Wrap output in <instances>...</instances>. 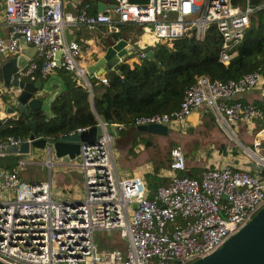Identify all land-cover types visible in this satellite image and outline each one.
Segmentation results:
<instances>
[{"label":"built area","instance_id":"1","mask_svg":"<svg viewBox=\"0 0 264 264\" xmlns=\"http://www.w3.org/2000/svg\"><path fill=\"white\" fill-rule=\"evenodd\" d=\"M100 1L114 6L97 10V0H2L8 36H0V55L17 53L19 38L35 47L34 55L11 75L22 80H33L36 75L46 78L60 67L87 84L77 62L81 44L73 29L102 25L111 33L121 23H132L143 32L140 44L127 41L131 52L136 51V61L146 57L140 49L144 44L172 45L183 37L201 40L212 26L219 38L217 60L225 66L243 38L249 13L264 8V0L254 4L249 0ZM65 29L71 34L68 40ZM262 78L258 69L237 78L198 75L184 90L176 109L132 119L134 124L160 122L180 127L193 108L206 105L232 137V123L243 120L252 127L251 119L262 112L248 102L225 101L236 99ZM9 97L0 86V105ZM101 126L93 143L79 145V160L74 164L82 172L83 194L79 198L52 196L50 157L43 162V179L21 180L16 164L0 170V260L7 264H185L212 251L264 204V152L260 145L264 123L252 136V147L242 146L253 159L241 156L234 164L207 167L199 177L175 174L185 168V153L180 144H173L169 148V179L156 188L153 197L146 195L141 176L117 173L113 134ZM26 138L4 135L0 154L6 146H19ZM17 162L18 167L29 163L18 158ZM95 230L108 236L116 231L125 245L99 247Z\"/></svg>","mask_w":264,"mask_h":264},{"label":"trees","instance_id":"2","mask_svg":"<svg viewBox=\"0 0 264 264\" xmlns=\"http://www.w3.org/2000/svg\"><path fill=\"white\" fill-rule=\"evenodd\" d=\"M122 36L121 33L112 34V38ZM218 45L219 38L212 26L206 30L201 40L183 37L175 40L172 45L154 42L150 45L153 59L145 57L141 61H134L131 66L121 62L119 74L110 69L103 72L99 78L104 77L106 81L100 83L102 90L93 97L91 105L85 86L78 83L73 74L66 75L65 89L51 102L50 116L37 109L32 112L31 118L25 113L18 114L16 118H6L0 124V138L8 134L27 137L33 128L32 119L35 120L38 136L55 137L67 134L78 127L93 126L97 123V115L101 114L106 122L116 124V133L113 134L112 140L115 147L130 151L138 140L145 146H153L155 143L149 140L152 133L137 130L132 119L134 115L176 109L184 90L198 75L227 79L237 78L243 73L258 69L264 76V8L249 13L243 38L225 66L217 60ZM56 68L66 71L60 67ZM123 79L129 84L126 85ZM235 100L246 102L240 97L225 102L231 103ZM250 104L262 112V115L251 119L253 125L249 132L253 136L264 123V101L254 100ZM203 106L204 113L210 116L209 108ZM245 124L246 121L241 123V130L246 133ZM142 134L145 137H140ZM171 144L169 141L164 145L168 147L156 159L152 171L143 174L148 197H153L156 188L164 185L169 179L168 176H160L157 170L167 165ZM260 144L264 152V139H260ZM194 149L189 150L190 153ZM11 167L12 165L8 169ZM175 174L199 177L186 168L175 170Z\"/></svg>","mask_w":264,"mask_h":264},{"label":"water","instance_id":"3","mask_svg":"<svg viewBox=\"0 0 264 264\" xmlns=\"http://www.w3.org/2000/svg\"><path fill=\"white\" fill-rule=\"evenodd\" d=\"M144 2L146 0H129ZM254 4L256 0H249ZM97 10L104 6L113 7V3H104L97 0ZM113 17L116 12L111 10ZM65 39H70V32L64 30ZM91 54L87 56L89 63L83 67L87 76L99 75L104 68L120 73V57L131 53L132 49L127 39L124 37L110 38L104 44L95 43ZM145 52L146 57L153 59L152 50L149 46L140 48ZM35 47L22 39H18V54L11 55L0 63V86L4 87L10 96L7 102L2 103L0 109V124L6 118H16L18 114L25 113L30 118L32 112L40 109L46 116L51 115L50 105L61 90L65 88L61 75L51 71L46 78H36L33 80L17 79L11 75L12 72L24 66ZM59 51L55 52L58 55ZM98 70V71H96ZM85 76V75H84ZM86 78V77H85ZM123 82L129 84L127 80ZM54 86V87H53ZM264 92V89H263ZM97 123L93 126L72 130L67 134L55 137L38 136L35 130V120L32 119L33 128L27 138L19 146L8 145L0 154V166H10L16 162L18 154H28L30 149H41L46 157L54 156L59 164L70 162L73 168L76 156H78L80 143H93L104 128L110 133H116V124L105 121L103 115H97ZM139 131L167 134L168 126L165 123L149 122L135 124ZM53 164H56L53 162ZM0 264H7L0 260ZM185 264H264V204H262L250 218L242 224L236 231L228 235L217 247L209 253L196 257Z\"/></svg>","mask_w":264,"mask_h":264},{"label":"crops","instance_id":"4","mask_svg":"<svg viewBox=\"0 0 264 264\" xmlns=\"http://www.w3.org/2000/svg\"><path fill=\"white\" fill-rule=\"evenodd\" d=\"M2 12H3L2 11V0H0V36L1 37H7L8 31H7V26L3 21ZM97 26L100 28L102 25H97ZM88 30H93V27H87L85 25H79L77 28H74L72 31L73 35H75V37L78 38V41L81 44V52L78 56L79 65L81 67H84L85 65H87L89 63L87 56H89L91 54L92 49H94V47H96L95 46L96 38L93 36L92 32H88ZM108 33L110 34L109 37L111 38L112 33H110V32H108ZM122 37L127 39V41H131V39H133L130 36H122ZM28 46H30V45H28ZM143 46L144 45H142V47ZM140 48H141V46H140ZM149 48L151 49L150 45H149ZM135 52L125 54L123 56L122 60L119 58L120 63L126 62L129 66H131L132 63L134 61H136L134 58ZM16 54H18V52L15 53L14 55H16ZM33 55H34V51L31 53V57ZM8 57H9L8 55H0V63L2 61H4L5 59H7ZM31 57H29V59ZM107 70H109V69L104 68L103 72H105ZM52 71L61 75L63 82H64V76H66V75L68 76L69 74L72 75L71 72L63 71L59 68H56V69L54 68ZM96 71H98V70H96ZM103 72H101L99 75L93 74L90 77L87 76L84 72V75H85L87 82H88L87 84H85L81 78L72 75L73 77L76 78V81L78 83H82L85 86L86 90L88 91V100L90 102V105H91L93 97L98 95L102 90V86L100 85V83H103L106 81V80H104V81L101 80V78H104V77L99 78V76ZM36 78H43V77L36 76L33 79H36ZM263 89H264V77L252 89L241 93L240 95H238V97H240L242 100H244L248 103L254 102V100L264 101ZM63 90H61L60 93ZM204 109L205 108L203 105H200V106L193 108L190 111V113L185 117V119H183V124L180 127H176L175 125H172V124L167 125L168 126L167 134H165V135L156 134V133H152L150 135H152V138H154L157 141L161 137H163V138H169L172 141V143L174 142V144H176V143H178L177 133H180V132L183 133V132H185L187 130H191V129H192V131H195L198 128L208 126V125H206L205 120L208 119L209 116L204 113ZM97 121H98V119H97ZM241 123H243V120H236L234 123L231 124L232 131H233V136L231 138L233 140H235L237 143H239L242 147L244 145L242 144L241 138L246 139V137H242L244 134L246 135V133L241 130ZM245 127H246V131L249 132L250 126L247 122L245 124ZM237 134H238V136H239V134L241 136L238 137ZM189 136L192 137V136H194V134H191ZM213 136H216V135L211 134V140L212 141H210L207 144V148L209 150H208L207 155H205V156H203L201 153H200L201 155L199 154L200 151H199L198 147H196L192 151V153L189 154L188 149H186L180 143H178L182 146V148L184 150L185 166H186L185 168L187 170L189 169V170H191V172L196 173L199 176L200 171L207 168V167L222 166L223 164H226V163H232V164L237 163L238 157L236 155L231 154L229 152L230 150L227 151L229 146H231V144L229 145V143L224 142L219 147L218 146L216 147L215 143L213 141L214 140ZM140 137H145V135L142 134ZM250 139H252V136ZM112 140H113V137H112ZM112 140H111V148H112V152H113L114 156L116 154V163L117 164L119 163L120 165H122L121 167L123 169L121 171L122 173L120 172L121 173L120 175H139L143 179L144 173L152 171L153 167L155 166V161L157 158L154 157V159H152L148 156V154L151 152V150H150L151 146L150 145L145 146L141 140L140 141L138 140L137 144L135 146H133L130 151H127L124 154L123 152L125 149L115 147L112 143ZM221 147H223V150H221ZM232 147H235V145H233ZM219 150H221V152ZM261 150H262V145H261ZM43 155H44V152L41 149H30V152L28 154H25V156L22 157V159L27 160L28 162L30 161V163L33 162V160H35V159H39V161H38L39 164H43V162L47 158V157H44ZM51 160H52V158H51ZM168 161H169V156H168ZM53 162H55L56 164H59L57 160H54ZM14 164L15 163L12 164V167L14 166ZM60 165L62 166L61 169L73 171V173H74L75 168H73L72 166H69V165H71L70 162H67V164H60ZM167 165H168V163H167ZM167 165L161 166L158 168L157 172L160 176H165V177L168 176L169 177L171 171L168 169ZM1 167L2 166H0V169H1ZM8 167H10V166L3 167V169L6 170V169H8ZM18 169L20 172V170L23 171L24 168L22 169V168L18 167ZM76 172H80V171L78 170ZM58 177H59V175H58ZM60 179H61V181L59 183H56L57 186H59L60 184L61 185L64 184L68 188H71V185H69V183L63 182V181H65V179L62 178V176H60ZM64 185H62L61 188H64L65 187ZM82 188H83V182H82ZM51 190H52V187H51ZM59 192L61 193V190H59ZM146 192H147V190H146ZM82 194H83V191L81 190V192H79V191L78 192H69L68 195H66V196L57 195L56 198H61V199L79 198L82 196Z\"/></svg>","mask_w":264,"mask_h":264},{"label":"rangeland","instance_id":"5","mask_svg":"<svg viewBox=\"0 0 264 264\" xmlns=\"http://www.w3.org/2000/svg\"><path fill=\"white\" fill-rule=\"evenodd\" d=\"M106 2L108 0H105ZM93 27V30H88V32H92L93 36L96 38V42H98L99 44H104L107 41L110 40L109 37V33L108 31H106L105 28L102 27H98L97 25H93L91 26ZM112 34L114 33H121L123 36H130L131 41L133 43L136 44H140L139 40L140 37L142 38V34L143 32L140 29H137L136 26L132 23H121L118 24V29L117 31H111ZM142 44H144V42H142ZM147 45V44H144ZM77 62L79 64V58L77 57ZM264 77V76H263ZM2 105H0V109H1ZM205 122L207 123V127H202V128H198L195 131L191 130H187L183 133H177L178 135V143H180L183 147H185L186 149H188V151L192 150L193 148L198 147L199 149V154L201 153L203 156L207 155L208 153V148H207V144L212 141L211 140V134L216 135L213 136L214 137V143L215 146L219 147L222 143H229V145L231 144V146H229L228 150L231 154L236 155L237 157H246L249 161L251 159H253L249 154H247L245 152V150L241 147V145L239 143H237L235 140H233L231 137H229V135L224 131V129L221 127V125L214 119V117L211 115L209 116L208 119L205 120ZM194 132V133H193ZM194 134V136L190 137L189 135ZM238 136V134H237ZM239 136H241L239 134ZM238 136V137H239ZM251 136L252 134H250V132H246V135L244 134L242 137H246L242 138V144L246 147L251 148L252 147V143H251ZM169 138H163L161 137L158 141L155 140L154 138L152 139L151 137H149V140L153 141L155 144L152 146L151 145V152L148 154V156L152 159H154V157L158 158L160 155H162L165 150V148L168 147V145L164 146L165 144H167V142H172ZM168 140V141H167ZM174 144V142L171 144V146ZM224 145V144H223ZM233 145H235V147H232ZM170 146V147H171ZM133 147V146H132ZM221 150H223V147H221ZM221 150H219L221 152ZM190 151L188 152L190 154ZM125 152H127L126 150H124V154ZM187 152V151H186ZM129 153V152H128ZM200 154V155H201ZM114 155V154H113ZM130 155V154H129ZM246 155V156H245ZM18 159H22V157H24L25 155L23 154H18L17 155ZM44 157H46V155H43ZM52 160H56V158L54 156H51ZM50 158V159H51ZM79 160L78 156H76L75 158V162H77ZM37 161V162H36ZM39 159H35L33 160V162L29 163L23 167H19V168H24L23 171L20 170V177L21 180L23 181H28L29 179H43L46 177V169L45 166L43 164H39ZM15 164L17 165L15 167ZM13 167L18 168V162L15 163ZM114 164H115V168L117 170L118 174H121L122 172V165H120L119 163H116V154L114 156ZM20 166V165H19ZM62 166L60 164H53L50 168V175H51V187H52V196L56 197L57 195L60 196H66L68 195L69 192H81V190L83 191L82 188V172L81 170H79V168H75L74 173L73 171H68L66 169H61ZM80 171V172H76V171ZM121 172V173H120ZM59 175V177H58ZM60 176H62V178L65 179V181H63L64 183H69V185H71V188H68L66 185H64V188H61V184L59 186H57L56 183H59L61 181ZM59 190H61V193L59 192ZM94 240L95 243L97 244V246L102 247V248H110L113 246H124L125 245V240L123 238H121L116 231H112L111 234L108 236L106 235L103 231L101 230H95L94 231Z\"/></svg>","mask_w":264,"mask_h":264}]
</instances>
